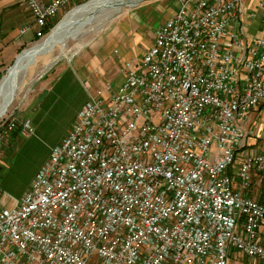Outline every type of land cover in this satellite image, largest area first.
Here are the masks:
<instances>
[{"label":"built area","instance_id":"1","mask_svg":"<svg viewBox=\"0 0 264 264\" xmlns=\"http://www.w3.org/2000/svg\"><path fill=\"white\" fill-rule=\"evenodd\" d=\"M19 1L42 37L81 0ZM259 10L247 35L245 0H182L0 209V264H227L231 250L264 262V203L245 194L264 156L241 151L242 122L264 104ZM14 125L0 124V154Z\"/></svg>","mask_w":264,"mask_h":264},{"label":"rangeland","instance_id":"2","mask_svg":"<svg viewBox=\"0 0 264 264\" xmlns=\"http://www.w3.org/2000/svg\"><path fill=\"white\" fill-rule=\"evenodd\" d=\"M88 1L64 7L54 17L52 28L75 6ZM181 1L141 0L113 11L104 5L81 13L61 42L35 58L25 83L0 117V124L7 121L15 124L0 154V209L19 202L37 169L69 130L85 100L95 94L101 83L120 81L123 59L129 56L139 59L153 40L155 29ZM17 7L19 12L14 14L20 19L25 11L21 5ZM6 12H3L4 19H10L5 17ZM27 17L25 14V21ZM49 32L35 40L32 35L23 45L16 44L20 33L11 41L0 42L1 77L22 49L43 40ZM25 120L32 127L27 133L22 128ZM249 130L253 133H247V138L254 136V130L246 129Z\"/></svg>","mask_w":264,"mask_h":264},{"label":"crops","instance_id":"3","mask_svg":"<svg viewBox=\"0 0 264 264\" xmlns=\"http://www.w3.org/2000/svg\"><path fill=\"white\" fill-rule=\"evenodd\" d=\"M43 1H48V0H43ZM255 1L256 0H245V12L242 14V19H243V24L245 26L244 30L247 35L254 34L258 30V22H257L258 20L255 18L254 19L248 18L250 10H252ZM17 5H21L23 10L25 11L23 17L20 19L19 16H15L14 14V11L19 12V7H17ZM4 10L7 11L5 17H9L10 19L8 18L4 19V15H3ZM258 13L262 14L264 13V10H259ZM25 14L28 15L27 17L28 20L26 21L24 19ZM32 22L33 20L27 8L19 0H0V42L13 40L14 37L20 33V30L25 25L31 26L30 29L25 33L19 34L21 35L19 36V39H16L18 40L16 44L22 43L20 45H23V42H27L30 38H32V35H34L35 27L33 26ZM16 24H18L19 27ZM14 27L17 28L16 32L14 31ZM24 35H26V37H24V39L21 38ZM151 43H149L145 47V50L142 53H144L149 48ZM131 58L133 57L129 56L124 58L123 60L125 61ZM242 125L246 129L249 128L253 129L254 136H250L247 138L246 144L241 149V151L243 153L244 152L262 153L264 156V104L259 105L255 111L251 112L250 115L243 120ZM245 194L252 199L264 203V167L262 171L252 173L251 185L249 189L245 191ZM12 206L13 205H11L10 207ZM258 239L259 242L262 245H264V228L259 230ZM227 264H264V262L259 260L258 258L248 257L245 256L244 254H240L235 250H231L229 252Z\"/></svg>","mask_w":264,"mask_h":264},{"label":"bare ground","instance_id":"4","mask_svg":"<svg viewBox=\"0 0 264 264\" xmlns=\"http://www.w3.org/2000/svg\"><path fill=\"white\" fill-rule=\"evenodd\" d=\"M137 1L138 0H90L85 5L75 8L74 10L66 14V16L63 17V19L57 23V25L49 32V34L43 40L28 47L31 49L27 50L26 52H23L21 55L16 56L14 58L16 59L14 66L8 67L6 69V72L0 79V117L7 110L11 94H15L19 87L25 83L27 78V71L30 65L34 62V60H36L35 58H37L39 54L49 50L56 43L61 42L65 38L66 32L70 30V27L76 21L75 18L78 15L104 5H108L109 7H111V11H113L114 8H119L122 5H127L130 7ZM122 79L123 77L121 76L119 83L122 81ZM103 83H101L100 86ZM115 84L116 83H114V85Z\"/></svg>","mask_w":264,"mask_h":264},{"label":"water","instance_id":"5","mask_svg":"<svg viewBox=\"0 0 264 264\" xmlns=\"http://www.w3.org/2000/svg\"><path fill=\"white\" fill-rule=\"evenodd\" d=\"M89 1H90V0H89ZM89 1H88V2H89ZM140 1H141V0H138V1H137L136 3H134L133 5L137 4V3L140 2ZM88 2H87V3H88ZM85 4H86V3H84V4H80V5H77V6H75L72 10H74L75 8H78V7H80V6H83V5H85ZM72 10H71V11H72ZM71 11H69V12H71ZM69 12H68V13H69ZM68 13H67V14H68ZM78 14H79V13H78ZM60 21H61V20H60ZM56 25H57V24H56ZM56 25H55V26H56ZM55 26H54V27H55ZM54 27H53V28H54ZM53 28H52V29H53ZM52 29H51V30H52ZM29 49H31V48L22 49V50L17 54V56L21 55L23 52H26V51L29 50ZM15 61H16V59L13 60L12 64H11L9 67L14 66ZM1 78H2V77H1ZM1 78H0V79H1ZM13 94H14V93L11 94L10 99H9V102L12 100V98H13V96H14ZM9 102H8V103H9Z\"/></svg>","mask_w":264,"mask_h":264},{"label":"trees","instance_id":"6","mask_svg":"<svg viewBox=\"0 0 264 264\" xmlns=\"http://www.w3.org/2000/svg\"><path fill=\"white\" fill-rule=\"evenodd\" d=\"M78 3V2H77ZM53 22V21H52ZM52 22H50L48 25H46L45 27H43L42 28V30H41V33H42V35H45L46 33H48L50 30H51V28H52ZM34 40L35 39H38L40 36H36L35 34H34ZM0 77H1V72H0Z\"/></svg>","mask_w":264,"mask_h":264}]
</instances>
